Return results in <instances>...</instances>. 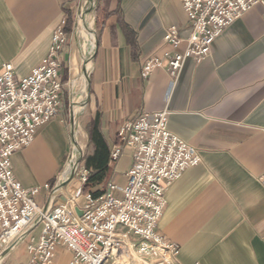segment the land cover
<instances>
[{"label":"crops","instance_id":"0c3cea01","mask_svg":"<svg viewBox=\"0 0 264 264\" xmlns=\"http://www.w3.org/2000/svg\"><path fill=\"white\" fill-rule=\"evenodd\" d=\"M80 1L0 0V68L12 61L18 77L28 75L47 56L65 19L60 74L67 83L76 62L72 27ZM95 17L89 93L78 129L88 156L99 141L110 150L120 127L141 111L168 108L169 130L202 156L166 193L158 230L179 248L172 264H264V2L226 27L203 61L188 59L174 88L165 68L144 78L141 66L147 56L171 50L164 41L171 27L180 31L178 50L186 48L190 23L180 0H96ZM65 90L59 115L12 156L16 179L23 187H40L36 198L46 206L63 202L79 185L55 190L72 141ZM133 163L130 148L114 162L109 154L106 177L91 190L100 192L109 182L123 187ZM71 257L58 249L59 264Z\"/></svg>","mask_w":264,"mask_h":264},{"label":"built area","instance_id":"2783aa9c","mask_svg":"<svg viewBox=\"0 0 264 264\" xmlns=\"http://www.w3.org/2000/svg\"><path fill=\"white\" fill-rule=\"evenodd\" d=\"M180 1L190 23L186 48L178 50L180 31L171 27L164 37L171 50L147 56L141 66L144 78L165 68L172 88L188 59L203 61L226 27L264 2ZM65 24L63 19L47 56L28 75L18 77L12 61L0 68V253L26 241L29 258L22 264H59L60 247L72 253L69 264H172L179 248L158 230L166 193L186 169L202 162V156L195 145L169 130L168 108L143 110L120 127L110 160L117 161L125 148L134 158L123 187L109 182L100 192L87 189L90 171L83 166L75 193L46 206L36 198L40 187H23L15 177L13 154L29 146L39 127L57 117L63 105ZM64 179L61 175L55 186ZM259 179L264 186V173Z\"/></svg>","mask_w":264,"mask_h":264},{"label":"rangeland","instance_id":"374dc122","mask_svg":"<svg viewBox=\"0 0 264 264\" xmlns=\"http://www.w3.org/2000/svg\"><path fill=\"white\" fill-rule=\"evenodd\" d=\"M91 3H88L85 0H81L80 4L78 5L76 14H75V24L72 27V42L76 53V62L72 65V72L71 75H69L68 79H66L67 84L65 85V91L68 95V100L65 102V105L63 106V109L71 113V128L75 130V138L72 136L71 146L69 148V152L67 154L65 165L63 167L62 177H68L69 174H67L68 171V165L70 164L71 155L74 151H76V165L73 168L74 174L73 178L67 183L74 181L75 185L79 184V178L78 174L83 171L82 167L86 166V159L88 157L89 153V144L84 143L79 139V132L78 129L80 128V121H79V115L83 109V107L79 110L76 108L79 107V101L83 102V106L85 105L88 93H89V71L87 72V78L82 75L84 72V66L87 62L88 55L84 51V47L87 49V46H89V51L92 54L91 59L93 57L94 49L96 46V37H97V28H96V17H95V11H96V0H90ZM84 4V6H83ZM82 6L84 9L91 8V13H89L86 17L87 24L89 28L85 27L82 23V19H80V11ZM89 43V44H88ZM84 82V83H83ZM86 83V88L83 91L81 88ZM77 113L73 114V111H76ZM79 111V112H78ZM72 117L74 124L72 125ZM73 165V164H72ZM71 170V168H70ZM80 171V172H79ZM63 179V178H62ZM73 187V186H72ZM64 189V188H63ZM61 189L60 191H62ZM72 189V188H71ZM74 189L70 190V193H67L68 196L75 193L73 191ZM2 251L1 253H3ZM0 253V254H1ZM29 258L28 252H27V242L23 241L19 245L15 246L9 253L4 255L3 257H0V264H22L26 262Z\"/></svg>","mask_w":264,"mask_h":264},{"label":"trees","instance_id":"16d2710c","mask_svg":"<svg viewBox=\"0 0 264 264\" xmlns=\"http://www.w3.org/2000/svg\"><path fill=\"white\" fill-rule=\"evenodd\" d=\"M109 154L110 150L107 144L104 141H99L95 154L87 157L85 165L90 171L89 180L86 184L87 189L89 188L91 190V187L102 183L105 179L106 171L108 170Z\"/></svg>","mask_w":264,"mask_h":264},{"label":"bare ground","instance_id":"6f19581e","mask_svg":"<svg viewBox=\"0 0 264 264\" xmlns=\"http://www.w3.org/2000/svg\"><path fill=\"white\" fill-rule=\"evenodd\" d=\"M86 1L88 2V3H91L90 2V0H85V4H86ZM83 6H84V4H83ZM82 6V8H81V11H80V19H82V23H83V25L87 28H89V26H88V24H87V20H86V17H87V15L89 14V13H91V8H88V9H84V7ZM89 44V43H88ZM84 51L87 53V57H88V59H87V62H86V64H85V66H84V72L82 73V75H84L86 78H87V72H88V70L91 68V65H92V59H91V56H92V54L90 53V49H89V46H87V49L84 47ZM84 83V82H83ZM85 88H86V83L83 85V87L81 88L83 91L85 90ZM83 103H84V101L83 102H81L80 104H79V107L78 108H76L77 110H79V109H81L82 107H83ZM77 110L76 111H73V114H75V113H77ZM79 112V111H78ZM72 157H71V160H70V164L68 165V171H67V174H70V172L72 171V169L75 167V165H76V161H77V158L78 157H76V151H74L73 152V154L71 155ZM73 164V165H72ZM70 168H71V170H70ZM67 177V176H66ZM66 177H65V179H66Z\"/></svg>","mask_w":264,"mask_h":264},{"label":"water","instance_id":"95a60500","mask_svg":"<svg viewBox=\"0 0 264 264\" xmlns=\"http://www.w3.org/2000/svg\"><path fill=\"white\" fill-rule=\"evenodd\" d=\"M73 124H74V121H73V117H72V125ZM72 136H73V138H75V130L74 129H72ZM73 174H74V169H72V171L70 172V174L68 175V177L66 179H64L58 183V185L55 187V190L59 191V190L63 189L67 185V183L73 178ZM77 211L80 215L82 214V211L80 209H77ZM26 235L27 234H25L23 236V238L26 237ZM11 249H13V248H9V249L5 250L3 253L0 254V257H3L7 253H9L11 251Z\"/></svg>","mask_w":264,"mask_h":264}]
</instances>
